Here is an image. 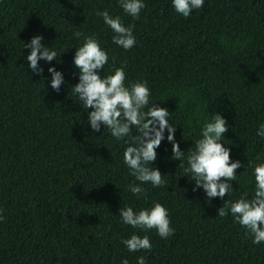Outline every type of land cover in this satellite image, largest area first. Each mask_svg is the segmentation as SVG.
<instances>
[{
  "label": "trees",
  "instance_id": "1",
  "mask_svg": "<svg viewBox=\"0 0 264 264\" xmlns=\"http://www.w3.org/2000/svg\"><path fill=\"white\" fill-rule=\"evenodd\" d=\"M143 3L133 18L119 0H0V264H137L141 256L145 264H264V242L253 244L230 213L217 215L241 197L254 198V167L264 163L257 135L264 124V0H204L187 18L172 0ZM104 10L132 26V49L113 42L96 14ZM36 35L58 53L38 62L40 75L28 67L24 44ZM88 36L109 56L101 77L123 68L125 86L146 82L149 107L169 111L183 152L195 149L216 113L225 118L221 142L242 165L227 196L209 200L202 188L193 190L195 181L171 159L167 130L152 166L166 185L143 184L146 196L132 195L129 184L140 182L124 163L128 138L103 126L94 132L92 109L72 93L80 75L74 56ZM49 67L63 74L59 92ZM156 203L174 229L167 239L119 216L121 208L139 212ZM133 234L147 236L151 251L129 252L121 241Z\"/></svg>",
  "mask_w": 264,
  "mask_h": 264
},
{
  "label": "clouds",
  "instance_id": "2",
  "mask_svg": "<svg viewBox=\"0 0 264 264\" xmlns=\"http://www.w3.org/2000/svg\"><path fill=\"white\" fill-rule=\"evenodd\" d=\"M123 11L133 18H139L145 7L143 0H119ZM175 11L187 18L194 9H200L204 0H172ZM97 16L103 18L104 23L113 31V42L124 50L132 49L136 44L132 26H124L119 16L113 18L107 10L98 11ZM83 35L81 32L74 34ZM43 37L36 35L30 43H24L30 48L26 57L31 71L40 75L44 69L38 62H51L57 59L58 53L44 46ZM114 60V58H113ZM109 56L94 37L88 36L81 47L76 49L74 66L79 69V82L73 86V95L78 96L83 109H92L88 112V121L94 132H100L101 126L108 128L111 135L117 139L128 138L129 146L124 151V163L139 184H129L133 196H146V189L141 185L150 183L159 188L166 185L163 174L158 168L152 167L157 160L156 149L165 139L172 144L173 160L180 161L179 166L184 170V176H191L195 181L193 190L202 188L206 197L224 198L231 192L232 181L236 180V170L242 167L240 161H231L230 149L221 142L224 133L229 128L225 118L216 113L212 122H208L202 129V138L195 142V149L183 152L175 141L176 126L169 123V111L154 104L149 107L150 91L146 82L132 83L125 86L126 74L123 68H116L114 74L101 77L100 70L108 63ZM51 74V88L56 92L64 82L63 74L54 67H49ZM135 130V135L133 131ZM257 135L264 137V124L257 131ZM187 161V166L183 161ZM251 166V162H249ZM255 195L251 200L241 197L227 208L220 207L217 215L225 217L229 213L235 223L246 229V235L252 236L253 244L264 242V163L254 167ZM119 216L125 225L134 229L148 231L155 229L161 238L172 236L174 229L170 226L168 210L159 203L151 209H142L134 212L132 207L121 208ZM5 217L0 215V221ZM129 252L142 250L151 251L152 244L147 236L140 237L133 234L130 238L121 241ZM122 264H129L127 259ZM137 264H145L143 256L138 257Z\"/></svg>",
  "mask_w": 264,
  "mask_h": 264
}]
</instances>
